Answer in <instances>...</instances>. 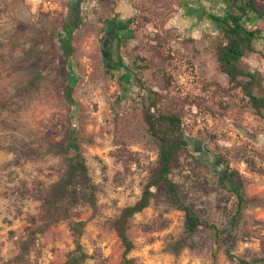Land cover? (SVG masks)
I'll return each mask as SVG.
<instances>
[{"label":"rangeland","instance_id":"1","mask_svg":"<svg viewBox=\"0 0 264 264\" xmlns=\"http://www.w3.org/2000/svg\"><path fill=\"white\" fill-rule=\"evenodd\" d=\"M196 1L193 27L180 33L165 27L179 0H129L134 15L118 33L123 21L112 0H0V264H64L74 250L70 221L79 220L86 222L82 264H121L113 221L139 199L157 158L141 115L148 99L183 117L191 156L181 158L170 178L202 221L223 230V207L235 209V196L221 184L226 165L257 201L244 211L235 241L200 227L176 250L184 214L154 194L129 221V257L134 264H211L213 256L215 264H237L226 256L229 248L246 264H264V114L252 111L215 59L221 34L212 17L225 16L232 0ZM77 24L70 54L61 39ZM243 24L259 37L241 66L261 76L256 93L264 95V20L248 14ZM107 52L121 64L114 78ZM36 75L37 84L26 89ZM68 84L73 106L64 99ZM70 129L81 139L96 210L77 184L63 204L70 219L44 222L43 199L64 172L61 158L46 149ZM29 232L34 239L26 246Z\"/></svg>","mask_w":264,"mask_h":264},{"label":"trees","instance_id":"2","mask_svg":"<svg viewBox=\"0 0 264 264\" xmlns=\"http://www.w3.org/2000/svg\"><path fill=\"white\" fill-rule=\"evenodd\" d=\"M230 3L231 9L225 16L212 17L221 34L220 40L215 46V59L220 72L227 77L229 85L241 90L252 111L263 117L264 95L256 93V91L260 93L262 91L261 76L258 73L244 69L241 66V61L246 54L253 52L252 43L259 37V31L247 28L243 24V19L248 14H254L257 18L264 20V7L257 5V0H232ZM77 26L78 24L70 30H66V39H61L65 50L70 54L69 40ZM110 55L107 52L105 59L112 64L108 74L114 78L112 72L117 66L120 65L119 67H121V64L114 62ZM70 62L72 63L71 60ZM38 80L39 76H34L26 85V89L34 87ZM72 93L73 88L68 84L64 91V99L70 106L74 105ZM155 96L158 95L155 94ZM141 115L146 132L156 143L157 158L155 164L149 169L148 180L142 188L139 199L134 204L122 209L120 215L113 221V230L123 248L121 264H134L133 259L129 257L133 244L127 234L128 224L134 215L141 213L148 207L154 194L165 197L169 209L184 214L183 238L174 246L176 250L188 242L200 227L209 229L216 237L225 236L224 238L235 241L233 233L242 221L244 211L250 203L257 200L247 197L236 179V173L226 165L223 169L228 177L221 184L224 190L235 196V209L230 212L227 206L223 207V213L228 219L227 227L223 230H220L214 224L202 221L198 211L186 201L178 186L170 178L181 158L191 156L190 139L184 134L183 117L177 112L161 111L157 99H148V102L142 103ZM80 145L79 135L75 129H70L67 131L62 143L54 144L46 149L47 153L61 158L64 164V172L49 187L43 199L41 220L44 222H52L58 218L70 219L67 212L63 210V204L71 197L77 184L85 188L81 198L93 211L96 210V187L89 176ZM217 161L222 166L221 161ZM203 212V210L199 211V213ZM85 225L86 222L83 220L70 221L69 231L72 235L74 250L64 264H82L87 259L81 244ZM33 239L34 235L29 232L25 245H29ZM225 254L229 258L236 259L237 264H246L242 259L233 256L229 248L226 249ZM214 260L215 256H213L211 264H215Z\"/></svg>","mask_w":264,"mask_h":264},{"label":"flooded vegetation","instance_id":"3","mask_svg":"<svg viewBox=\"0 0 264 264\" xmlns=\"http://www.w3.org/2000/svg\"><path fill=\"white\" fill-rule=\"evenodd\" d=\"M182 0H179L180 7L178 12L172 14L165 23L166 28L176 29L178 32L182 33L185 28L193 27L192 21L199 14V7L197 6V1L192 0L191 4L187 7L182 4ZM114 3V11L118 15L122 23L116 25V32L121 33L124 29H126L127 24L131 23V19L134 15V10L131 8L129 0H112ZM206 14V10L203 11ZM209 17V16H207ZM206 17V18H207ZM109 32V31H108ZM106 35H110L109 33Z\"/></svg>","mask_w":264,"mask_h":264},{"label":"crops","instance_id":"4","mask_svg":"<svg viewBox=\"0 0 264 264\" xmlns=\"http://www.w3.org/2000/svg\"><path fill=\"white\" fill-rule=\"evenodd\" d=\"M204 1H208V2L210 1L212 4H214V2H215L214 0H204ZM181 2H182V4L185 5L186 7H187L188 5H192V4H191L192 0H182ZM211 3H210V4H211Z\"/></svg>","mask_w":264,"mask_h":264}]
</instances>
